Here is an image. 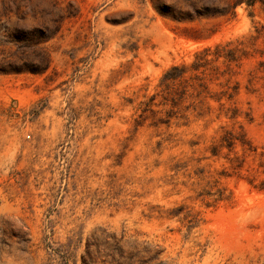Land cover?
<instances>
[{
  "label": "rangeland",
  "instance_id": "374dc122",
  "mask_svg": "<svg viewBox=\"0 0 264 264\" xmlns=\"http://www.w3.org/2000/svg\"><path fill=\"white\" fill-rule=\"evenodd\" d=\"M0 264H264V0H0Z\"/></svg>",
  "mask_w": 264,
  "mask_h": 264
},
{
  "label": "trees",
  "instance_id": "16d2710c",
  "mask_svg": "<svg viewBox=\"0 0 264 264\" xmlns=\"http://www.w3.org/2000/svg\"><path fill=\"white\" fill-rule=\"evenodd\" d=\"M193 66V65H192ZM194 69H197L195 66H193ZM174 69H177V70H180L179 68H174ZM182 75V74H181ZM169 79H176V76H169L168 77Z\"/></svg>",
  "mask_w": 264,
  "mask_h": 264
}]
</instances>
